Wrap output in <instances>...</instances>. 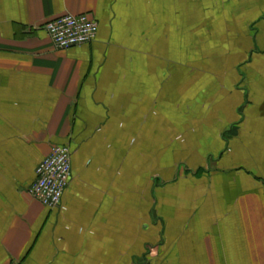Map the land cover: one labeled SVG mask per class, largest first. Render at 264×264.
Segmentation results:
<instances>
[{"label": "crops", "instance_id": "crops-1", "mask_svg": "<svg viewBox=\"0 0 264 264\" xmlns=\"http://www.w3.org/2000/svg\"><path fill=\"white\" fill-rule=\"evenodd\" d=\"M0 264H264V0H0Z\"/></svg>", "mask_w": 264, "mask_h": 264}, {"label": "built area", "instance_id": "built-area-1", "mask_svg": "<svg viewBox=\"0 0 264 264\" xmlns=\"http://www.w3.org/2000/svg\"><path fill=\"white\" fill-rule=\"evenodd\" d=\"M42 28L56 49L91 42L97 22L87 13H63L45 21ZM71 150L68 143L54 144L36 165L29 193L46 208H60L62 194L71 176Z\"/></svg>", "mask_w": 264, "mask_h": 264}]
</instances>
